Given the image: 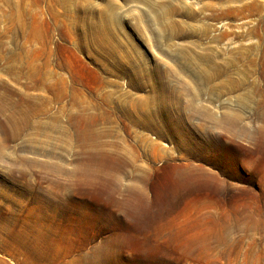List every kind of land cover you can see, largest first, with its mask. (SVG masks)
<instances>
[{
    "label": "rangeland",
    "instance_id": "374dc122",
    "mask_svg": "<svg viewBox=\"0 0 264 264\" xmlns=\"http://www.w3.org/2000/svg\"><path fill=\"white\" fill-rule=\"evenodd\" d=\"M0 264H264V0H0Z\"/></svg>",
    "mask_w": 264,
    "mask_h": 264
}]
</instances>
